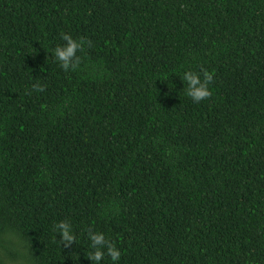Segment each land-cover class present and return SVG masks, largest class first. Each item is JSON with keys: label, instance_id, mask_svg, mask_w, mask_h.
Listing matches in <instances>:
<instances>
[{"label": "trees", "instance_id": "obj_1", "mask_svg": "<svg viewBox=\"0 0 264 264\" xmlns=\"http://www.w3.org/2000/svg\"><path fill=\"white\" fill-rule=\"evenodd\" d=\"M89 231L115 264H264V0H0V264H97Z\"/></svg>", "mask_w": 264, "mask_h": 264}, {"label": "clouds", "instance_id": "obj_2", "mask_svg": "<svg viewBox=\"0 0 264 264\" xmlns=\"http://www.w3.org/2000/svg\"><path fill=\"white\" fill-rule=\"evenodd\" d=\"M62 40L66 43L59 45L55 48V57L63 69L75 68L79 63V57L76 55L77 50H82L83 40L74 39L71 35H62ZM203 78L200 74L193 71H185L183 73V80L187 82V95L194 101L200 102L207 99L211 95L209 83L213 79V73L202 70ZM54 228L58 230L62 240L71 243L75 237L71 231V225L66 221H61L54 225ZM88 238L91 241V248L93 251L90 253L91 260L99 262L103 259L105 254L110 256L113 264L119 261L120 251L106 239L105 235L101 232H88Z\"/></svg>", "mask_w": 264, "mask_h": 264}]
</instances>
